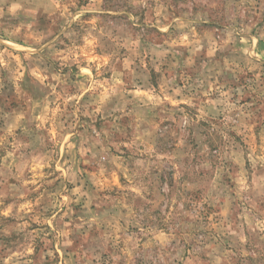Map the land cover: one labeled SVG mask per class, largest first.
<instances>
[{
	"label": "rangeland",
	"instance_id": "obj_1",
	"mask_svg": "<svg viewBox=\"0 0 264 264\" xmlns=\"http://www.w3.org/2000/svg\"><path fill=\"white\" fill-rule=\"evenodd\" d=\"M0 264H264V0H0Z\"/></svg>",
	"mask_w": 264,
	"mask_h": 264
}]
</instances>
